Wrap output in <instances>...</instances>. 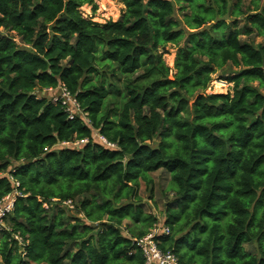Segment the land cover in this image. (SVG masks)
<instances>
[{"label": "trees", "instance_id": "obj_1", "mask_svg": "<svg viewBox=\"0 0 264 264\" xmlns=\"http://www.w3.org/2000/svg\"><path fill=\"white\" fill-rule=\"evenodd\" d=\"M117 1L100 25L80 12L94 0H0V201L21 195L0 264H145L134 241L158 221L138 186L157 171L173 192L161 252L264 264V0ZM97 59L122 87L89 82ZM216 71L231 94L205 93ZM58 85L90 125L36 95Z\"/></svg>", "mask_w": 264, "mask_h": 264}, {"label": "rangeland", "instance_id": "obj_2", "mask_svg": "<svg viewBox=\"0 0 264 264\" xmlns=\"http://www.w3.org/2000/svg\"><path fill=\"white\" fill-rule=\"evenodd\" d=\"M94 1L97 5V11L95 13H92L90 8L87 6L82 7L80 9V12L85 19H90L92 22L100 25L106 23L109 20L117 21L124 9L123 5L117 0ZM0 32L6 34L2 29H0ZM8 36H12L14 41H16L17 44L21 45L19 39L14 34H8ZM259 41L260 39H257L255 42L257 43ZM159 53L162 55V59L165 65L170 68L169 78L172 79L174 74L176 73L175 69L173 68L176 49L171 45H167L164 51L160 49ZM96 68L97 71L100 73V77H97L94 74L91 76L89 82L104 83V85L108 82H113L118 87H122L121 82H118L116 78H113L111 76L112 73H114V75L117 77L119 76L115 65L97 59ZM219 78V71H216L213 75H211V83L209 84V87L205 92L206 94H231L232 85L221 81ZM36 95L38 96V98H44V95H42V91L38 93L36 92ZM191 103L192 101L190 102V104ZM81 117H84V114H81ZM93 137L96 141L100 140V136L97 134V132H94ZM79 144L81 143H74L68 146L77 147L80 146ZM150 179L152 180L151 185L147 186L142 181L139 183L138 195L141 199V202L139 204L144 206L145 214H152L157 219V224H162L166 216L165 206L167 202L171 201L173 198V192L169 191L168 188L170 178L169 175H167L166 173L162 171H157L153 174H150ZM44 205L46 206V204ZM68 213L72 214L74 212L71 211ZM127 224L128 221H125L123 223V226H126Z\"/></svg>", "mask_w": 264, "mask_h": 264}, {"label": "built area", "instance_id": "obj_3", "mask_svg": "<svg viewBox=\"0 0 264 264\" xmlns=\"http://www.w3.org/2000/svg\"><path fill=\"white\" fill-rule=\"evenodd\" d=\"M41 91L44 98H46L51 104L59 105L61 107L68 120H74L79 117L86 125H90L86 115L81 111L79 104L66 88L58 85L55 88H44ZM81 114H84V117H81ZM99 139L106 146L114 147L113 145L108 144L103 138L100 137ZM80 143H83V141ZM14 185L15 187L18 186L15 183ZM20 196L21 195L17 191H14L1 199L0 232L6 229L4 221L5 217L12 212L15 200ZM62 205L69 210L73 209V204L70 201L64 202ZM43 207L47 208L45 205H43ZM169 233L170 231L168 227L163 224H155L144 237L134 241L145 260V264H179L171 253H163L158 249L157 238L162 235H168Z\"/></svg>", "mask_w": 264, "mask_h": 264}, {"label": "clouds", "instance_id": "obj_4", "mask_svg": "<svg viewBox=\"0 0 264 264\" xmlns=\"http://www.w3.org/2000/svg\"><path fill=\"white\" fill-rule=\"evenodd\" d=\"M68 209V208H67Z\"/></svg>", "mask_w": 264, "mask_h": 264}]
</instances>
